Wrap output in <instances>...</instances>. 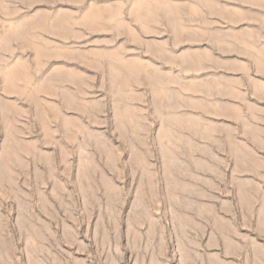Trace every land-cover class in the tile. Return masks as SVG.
<instances>
[{
	"label": "crops",
	"instance_id": "crops-1",
	"mask_svg": "<svg viewBox=\"0 0 264 264\" xmlns=\"http://www.w3.org/2000/svg\"><path fill=\"white\" fill-rule=\"evenodd\" d=\"M89 17L53 30L60 63L10 81L0 39V133L9 100L17 116L31 102L39 134L0 145V192L127 180L151 196L162 180L175 264H264V0H110Z\"/></svg>",
	"mask_w": 264,
	"mask_h": 264
},
{
	"label": "rangeland",
	"instance_id": "rangeland-1",
	"mask_svg": "<svg viewBox=\"0 0 264 264\" xmlns=\"http://www.w3.org/2000/svg\"><path fill=\"white\" fill-rule=\"evenodd\" d=\"M107 1L0 0V39L10 49L2 63L3 78L10 81L14 73L23 77L26 68L60 63L64 43L53 33L63 26L61 20L69 15L90 20ZM88 39L85 46L94 44L93 37ZM6 102L7 132L0 133V145L11 149L15 135L29 139L39 134L29 129L31 102L16 105L19 116ZM16 126L19 135L13 132ZM12 183L0 192V264H175L162 180L149 183L151 192H161L151 196L133 195L140 192L138 181H86L85 190L72 181L54 196L26 195L36 192L30 187L21 194Z\"/></svg>",
	"mask_w": 264,
	"mask_h": 264
}]
</instances>
